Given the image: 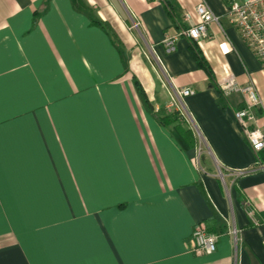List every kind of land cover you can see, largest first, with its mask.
<instances>
[{
  "label": "crops",
  "instance_id": "0c3cea01",
  "mask_svg": "<svg viewBox=\"0 0 264 264\" xmlns=\"http://www.w3.org/2000/svg\"><path fill=\"white\" fill-rule=\"evenodd\" d=\"M201 1L220 20L193 40ZM224 10L0 0V264H264V161L235 117L246 96L220 87L231 72L264 101V68Z\"/></svg>",
  "mask_w": 264,
  "mask_h": 264
},
{
  "label": "built area",
  "instance_id": "2783aa9c",
  "mask_svg": "<svg viewBox=\"0 0 264 264\" xmlns=\"http://www.w3.org/2000/svg\"><path fill=\"white\" fill-rule=\"evenodd\" d=\"M224 1L225 15L264 68V0ZM195 13L197 16L196 21L179 34L198 40L208 36L210 23H219L220 16L216 15L204 1L195 6ZM184 17L189 19L188 14H185ZM136 26H138V22H134L132 27ZM177 35L165 37L164 46L167 52L175 50ZM220 87L225 94L231 91H239L246 96L244 106L236 110L235 117L252 150L256 153L264 151V123L256 124L254 113V110L260 107L264 101L260 98L254 81L250 80L246 84L238 86L234 74L229 72L222 78ZM177 93L186 96L192 94L193 90L191 88H181ZM170 105L180 110V106L175 100H172ZM248 213L251 214L252 211L248 210ZM229 233L236 235L237 229L230 228ZM190 239L192 250L198 254H210L216 249L217 236L208 232L202 223L194 226Z\"/></svg>",
  "mask_w": 264,
  "mask_h": 264
},
{
  "label": "trees",
  "instance_id": "16d2710c",
  "mask_svg": "<svg viewBox=\"0 0 264 264\" xmlns=\"http://www.w3.org/2000/svg\"><path fill=\"white\" fill-rule=\"evenodd\" d=\"M167 1H169V0H167ZM194 56H195L196 60L198 61V64H199L201 67H203V69L206 71V73L208 74V76L210 77V79H211L212 81H214V80H213V76H212L211 69L209 68V66H208L207 62L204 60V58L199 54L198 51H196V52L194 53ZM214 84H215V83H214ZM218 91H219L220 96H221V95H222V91L219 89V87H218ZM218 102H219V100H218ZM175 118H176L175 115H174V118L169 117V118H168V121H172V120H174ZM161 122H164V121L162 120ZM259 160L264 161V151L259 152Z\"/></svg>",
  "mask_w": 264,
  "mask_h": 264
}]
</instances>
